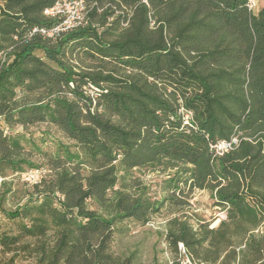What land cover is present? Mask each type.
<instances>
[{
	"label": "trees",
	"instance_id": "16d2710c",
	"mask_svg": "<svg viewBox=\"0 0 264 264\" xmlns=\"http://www.w3.org/2000/svg\"><path fill=\"white\" fill-rule=\"evenodd\" d=\"M54 2L0 0L1 185L39 173L0 204V264H138L114 249L123 222L163 209L150 264H180L179 243L195 264H264V0H84L78 27L32 32ZM145 170L167 174L159 198Z\"/></svg>",
	"mask_w": 264,
	"mask_h": 264
},
{
	"label": "rangeland",
	"instance_id": "374dc122",
	"mask_svg": "<svg viewBox=\"0 0 264 264\" xmlns=\"http://www.w3.org/2000/svg\"><path fill=\"white\" fill-rule=\"evenodd\" d=\"M258 9L254 11L256 13L262 6L261 0H257ZM45 130L44 125L30 128V132L34 133V136H41V132ZM56 137V135H53ZM39 173L37 171H30L22 174L20 177L10 175L4 178L7 182L5 187L10 188L12 191L6 195V198L1 201V208L11 209L16 198L20 195L16 192L13 194V190L22 191L23 187L27 184H32ZM145 184L149 186L151 192L157 194L159 198L161 196V185L168 178L166 173L154 171H144L141 173ZM2 184V178H0V193L5 189ZM192 207L198 211L205 219L211 221V223L217 222L216 219L222 216V211L218 207H214L212 199L209 196V192L206 190H198L192 194L191 198ZM0 214V218H2ZM169 216V211L163 209L158 215L154 216L151 221L145 225H138L132 222H123L124 231L120 233L115 241L114 249L121 253L136 252L138 256V264H150L153 259L164 261L168 253H165V242L163 240V226L166 218Z\"/></svg>",
	"mask_w": 264,
	"mask_h": 264
},
{
	"label": "built area",
	"instance_id": "2783aa9c",
	"mask_svg": "<svg viewBox=\"0 0 264 264\" xmlns=\"http://www.w3.org/2000/svg\"><path fill=\"white\" fill-rule=\"evenodd\" d=\"M257 0H247V9L254 13L258 9ZM84 0H55V2L43 10V14L50 19L57 20V22L49 29L46 28H33L32 32L39 31L43 35L55 38L58 35L66 33L83 23L84 19ZM189 114L184 115V120L187 122ZM237 143V140L233 138L230 142L220 141L217 144L211 146L216 154H221L222 152L230 149L233 145ZM222 216L217 218L215 223H210L209 227H214ZM178 249L182 254L180 264H195L191 258L186 254L185 248L182 243L178 244Z\"/></svg>",
	"mask_w": 264,
	"mask_h": 264
},
{
	"label": "crops",
	"instance_id": "0c3cea01",
	"mask_svg": "<svg viewBox=\"0 0 264 264\" xmlns=\"http://www.w3.org/2000/svg\"><path fill=\"white\" fill-rule=\"evenodd\" d=\"M261 2H262V0H261ZM202 191V190H201Z\"/></svg>",
	"mask_w": 264,
	"mask_h": 264
}]
</instances>
